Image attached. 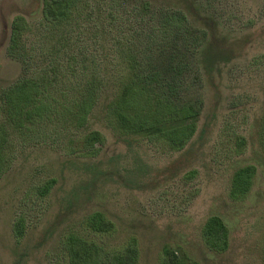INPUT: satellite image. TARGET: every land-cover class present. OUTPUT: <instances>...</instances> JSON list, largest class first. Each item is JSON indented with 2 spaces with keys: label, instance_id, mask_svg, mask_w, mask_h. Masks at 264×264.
<instances>
[{
  "label": "rangeland",
  "instance_id": "374dc122",
  "mask_svg": "<svg viewBox=\"0 0 264 264\" xmlns=\"http://www.w3.org/2000/svg\"><path fill=\"white\" fill-rule=\"evenodd\" d=\"M116 2L117 14L131 19V45L141 58L166 54L184 60L178 90L199 105L197 131L181 150L122 137L103 120L109 91L91 122L105 137L96 156H72L65 141L29 144L0 179L1 264H68L61 241L82 230L93 211L115 224L99 238L108 248L122 247L130 236L138 239V264H163L165 247L184 264H264V151L256 136L264 113V0ZM42 9L43 0H0V92L36 69L25 73L9 46L17 16L25 17L37 41ZM176 14L185 20L179 36L160 29L165 16ZM209 41L229 57L212 69L201 56ZM87 43L100 59L116 57L108 42ZM249 164L256 166L252 187L245 197L233 198V174ZM52 178L55 186L40 196L36 187ZM212 215L229 228L224 251L203 239ZM19 217L25 224L21 238L14 231Z\"/></svg>",
  "mask_w": 264,
  "mask_h": 264
},
{
  "label": "trees",
  "instance_id": "16d2710c",
  "mask_svg": "<svg viewBox=\"0 0 264 264\" xmlns=\"http://www.w3.org/2000/svg\"><path fill=\"white\" fill-rule=\"evenodd\" d=\"M116 1L43 0L37 41L31 39L33 29L25 17L17 16L13 21L10 52L20 59L25 73L33 65L36 69L0 92V179L13 167L18 152L32 143L65 141L72 156H96L97 145L105 137L91 122L109 91L111 95L103 103V120L120 136L160 141L181 150L195 135L199 105L181 98L178 90L184 79V60L166 54L141 58L131 45V19L117 14ZM164 20L161 30L181 34L184 16L167 15ZM88 41L108 42L116 57L100 59ZM201 54L206 69L229 59L227 50L213 41L204 45ZM107 64V72H103ZM115 66L116 74L112 71ZM256 126L264 151V113ZM238 142L242 147L245 138ZM255 174V165L237 168L231 196L245 197ZM55 183L52 178L37 186L39 195H47ZM24 230V219L19 217L15 236L21 238ZM114 230L115 224L102 211L89 213L83 229L67 233L61 241L68 264H138L135 236L120 248L100 243L102 235ZM202 235L215 250L229 247V228L218 215L207 219ZM163 264L184 263L165 247Z\"/></svg>",
  "mask_w": 264,
  "mask_h": 264
}]
</instances>
